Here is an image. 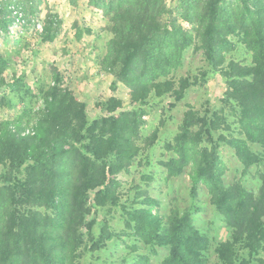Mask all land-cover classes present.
<instances>
[{"label": "trees", "instance_id": "1", "mask_svg": "<svg viewBox=\"0 0 264 264\" xmlns=\"http://www.w3.org/2000/svg\"><path fill=\"white\" fill-rule=\"evenodd\" d=\"M88 4L97 18L77 23L78 35L100 48L114 76L95 107L60 67L53 84L38 89L28 75L8 74L9 56L0 48V109L7 110L0 113V264H82L126 233L154 250L166 247L162 264H208L210 237L196 226L194 208L165 213L126 175L149 159L158 138L159 129L143 133L147 107L158 99L176 107L212 78L224 82L219 103H187L160 164L169 178L188 172L193 198L206 187L224 215L231 234L218 243V264H264V168L257 192L229 185L222 154L230 146L246 168L264 166V0ZM5 7L0 1L7 30ZM61 23L59 14H47L43 41L55 40ZM241 46L248 57L230 55ZM190 48L204 64L183 74ZM119 87L129 89L128 100L116 95ZM119 213L122 232L112 225ZM130 248L134 262L120 264H152Z\"/></svg>", "mask_w": 264, "mask_h": 264}, {"label": "rangeland", "instance_id": "2", "mask_svg": "<svg viewBox=\"0 0 264 264\" xmlns=\"http://www.w3.org/2000/svg\"><path fill=\"white\" fill-rule=\"evenodd\" d=\"M6 5V13L10 18L8 29L0 26V48L9 56L8 74L21 73L28 75L35 88L53 84L52 73L54 67L64 69L69 80L78 88V95L92 106L110 92L113 74L106 70L105 63L99 55L100 48L93 47L91 38L87 34L80 38L77 23L84 25L97 16L89 8L88 0H0ZM59 14L62 23L59 34L53 41L42 39L43 21L47 14ZM236 58L248 57L244 47H238L231 52ZM204 64L200 53L192 48L186 53L184 66L180 73L196 72ZM224 82L212 78L204 87L190 89L187 97L171 108L169 99L154 100L147 107L144 115L143 133L151 137L159 129L155 146L151 150L149 159L138 160L131 175H126L129 181L135 180L142 184L146 194L157 201L156 208L165 213L175 209L185 210L194 208V222L197 227L210 237V260L208 264H218V243L231 234L224 215L211 202L207 188L201 189L196 200L192 196V182L188 172L175 178H169L167 169L160 164V159L169 154L165 145L172 140L182 122L187 103L201 105L210 98L214 104L219 103ZM116 95L124 100L129 99V89L119 87ZM7 110H1L5 113ZM94 112V111H93ZM255 149L263 150L260 144H253ZM224 179L231 185L240 182L250 191L257 192L260 188L261 174L264 166L253 165L246 168L239 159L234 148L222 147ZM103 212L101 218L105 217ZM112 225L117 231L125 229L120 213L113 219ZM129 231V230H128ZM130 233V232H129ZM122 240L109 242V247L100 253V258L94 260L86 254L82 264H120L124 258L134 262L133 249L139 248L143 254L151 258L152 264H162L168 254L166 247H156L137 241L134 236L126 233Z\"/></svg>", "mask_w": 264, "mask_h": 264}]
</instances>
